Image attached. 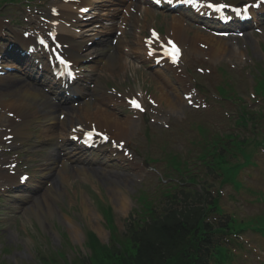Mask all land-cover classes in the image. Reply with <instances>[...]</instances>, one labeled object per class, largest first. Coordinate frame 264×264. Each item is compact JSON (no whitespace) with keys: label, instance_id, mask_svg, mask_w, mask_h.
Listing matches in <instances>:
<instances>
[{"label":"rangeland","instance_id":"374dc122","mask_svg":"<svg viewBox=\"0 0 264 264\" xmlns=\"http://www.w3.org/2000/svg\"><path fill=\"white\" fill-rule=\"evenodd\" d=\"M165 26L168 27V24H165ZM242 42L245 46H242ZM260 44L264 48V34L257 35L255 40H240L239 48L241 49V52L237 54L235 58H229L231 60L230 63L236 64V68L232 69L230 64L225 62V65L229 67L232 74L233 88L236 91H239L238 93L240 95L245 97L249 111L264 108V101L259 98L260 96L254 98V100L249 97V92L251 91L254 82L250 76H246L249 72V68L255 70V68L257 69L258 67L260 71H264V68H262L264 67V57H262L264 55L261 52L260 47L257 46ZM253 57L254 60L257 61V65L254 64L255 61L252 60ZM247 60L248 66L245 65ZM246 68H248L247 71ZM208 79L213 82L209 83L211 87H214V85L220 81L219 75L215 73H212ZM220 86L224 87L226 90L230 88L229 84L226 82L215 87L219 99L214 102V108L225 111L228 110V107L224 106V101H226V98L224 97L225 91L221 89ZM194 114L193 109L185 107L183 104L179 107V110L173 112L171 116H166V113L162 115L164 121H167L170 124H176L174 129L175 135L169 136V141L172 142V145L178 148L177 150L184 145V142L187 146L189 145V147L195 145L202 147L201 141L207 137V134L208 137H211L207 126L196 123V128L194 129L192 125H189L187 120L191 119L195 122L197 116L203 121L209 120L210 118L215 119L213 121L219 120L218 117L210 116V114H207L206 112L198 114L196 117H193ZM181 116L187 117L185 123L184 121H180V119H182L180 118ZM37 125V123H33L34 127L41 128V125ZM260 128L261 127L259 126L254 129ZM196 129L200 135L201 141L197 140L196 142H191L190 139L197 137ZM252 132V130L249 131L245 127L239 129L237 133L242 134V136L245 137V141L248 139L250 140L244 142L241 138L239 140L235 139L232 143L231 152L226 155L220 154L216 156L212 165L213 168H219V172L223 173L226 180L231 184L229 186L230 193L227 194L228 200H224V203L228 204L229 201L231 204L229 209L232 207L234 209L226 210L224 206L227 205H222L223 211L227 212L234 218L231 227L237 229V231L252 229L264 234V190L258 189L264 188V153H261L260 151L261 148H264V132L257 130L254 135H252ZM32 135L33 137L31 139L25 141V145L27 146V158L24 156L23 151H20L22 154L21 161L23 166L24 161L28 160L32 168V178L28 181L24 189L29 190L30 194H44L48 203L46 204L45 198H43L44 201L38 206L34 205V208L27 210L24 208L28 202L22 199H16L18 195L5 197V199L0 202V225H4L0 226V264H40L38 257L41 258V255L45 252L50 253L52 250L59 249L62 242L65 241L59 233L68 234L69 240L72 241L74 246L82 245L86 239L83 233L84 229L81 232L78 224L74 221L73 216H75V219L79 221V223L83 224V228L95 229L98 231L103 241H109L110 233L103 226L104 219L101 218L98 215V211H96L93 199L94 193L91 191L88 182L92 184L97 193L100 194V189L104 191L107 197V203L113 205L115 209L116 219L120 229L124 230L126 227L124 220H126V217L129 216L132 208L136 205L134 197L136 196L140 185L145 184L150 187L149 185L154 184L155 181H157L155 180V176L152 175H150L148 179L141 181L144 175L141 171V169H143L142 167L137 166L140 170V172H138L131 166L125 169V167L119 163L116 164V167H121L120 170L123 171L112 173V176L110 177L111 172L107 173L109 170L107 165H110L111 163L114 165L115 162L108 163V161L103 162L100 159L92 160L90 162L92 165L85 163L80 165L81 169L86 170V174H80L79 169H76L73 164H69L73 169V171L67 172L69 182L65 181L66 179L62 182L57 179L58 177L53 179V176L48 177V171L45 168H53V166H47V164L51 163L49 161L50 149L46 146H39L37 144L38 135L33 133ZM166 136L168 137V135ZM169 141L164 142L163 149L172 148ZM144 142L145 140H141L142 144H144ZM153 142V136L148 135V146L152 145ZM155 149L153 150L154 156L159 157L160 151ZM144 156L151 162H156L154 156L148 150V147L144 152ZM174 156L175 154H172L171 151H169L166 154L165 161L171 165ZM230 156L233 157L231 158ZM205 157L207 158L208 154H206ZM224 160L227 161L225 162ZM205 165L208 166L207 160ZM255 175L259 179L258 181L255 179ZM48 180L53 181V186H49L47 183ZM218 185L220 186V183H218ZM50 189H52L54 193ZM57 190L58 192H56ZM152 190L153 188L150 187V191ZM18 194L21 195V193ZM124 196L127 202L126 207L123 205L125 211H117L116 203L117 205L121 204L119 203V199ZM250 199L254 200L248 202ZM18 207L21 209H18ZM62 209L68 211L70 215L66 216L63 214L61 212ZM43 214L46 218L43 217ZM39 219H41V222ZM36 220H38L43 226L46 234L44 233L41 235L37 233L38 229H40V233H43V230L40 227L37 229L34 222ZM16 221H20V224L17 225ZM54 224H57L56 228ZM69 226H74L78 229L77 237L71 235ZM25 227H27L28 233L33 238H31L29 234L25 235L23 233ZM71 229L75 230L74 228ZM251 237L254 242L260 243L257 241V235H251ZM235 241L236 240H234V243ZM262 245H264V242ZM77 249L80 248L77 247ZM38 250L41 251V254L38 253ZM80 250L82 255H86L88 251L84 247ZM67 252L68 256L76 257L74 254L70 253L69 249H67ZM262 255L264 256V249ZM231 257H233V255L229 256V258ZM237 264H239V262Z\"/></svg>","mask_w":264,"mask_h":264},{"label":"bare ground","instance_id":"6f19581e","mask_svg":"<svg viewBox=\"0 0 264 264\" xmlns=\"http://www.w3.org/2000/svg\"><path fill=\"white\" fill-rule=\"evenodd\" d=\"M185 28V23L180 22L176 29L173 28V35L178 38V41L180 43H184L186 40L183 33ZM74 35L72 36V39L74 40ZM90 38V37H89ZM91 39L95 40L93 37V34L91 33ZM201 40L208 46V51L212 52L213 54H220L224 50H227L230 54L236 56L237 51H235L232 48H227L226 45L223 44V40L217 39L214 36H210L205 38L204 35L197 32L196 36L192 38L190 41L192 43H195L196 41ZM80 46H77L75 43H73V49L76 51L82 50V54H85L87 52L86 49H80ZM195 46V44H193ZM205 53V52H203ZM113 54L110 52H105L101 57V60H108L111 58ZM98 61V60H97ZM1 80V78H0ZM13 81L6 83L3 87L0 88V105L2 106V110H7L9 112H13L14 116L12 119H6L4 121L5 127L11 129V133L14 135V141L13 144L19 142L23 138H26L24 134L21 133L22 127L27 125L29 121L33 120L36 115H38L41 112V108L39 107L37 110L30 112L28 110V107H32V103L37 100L42 101V105H45L49 98L41 92V90L33 85L32 83L22 79L21 77H14L12 78ZM185 81V80H184ZM162 93L159 96L160 99L164 100L169 107L172 108V112H176L178 109V96L176 94H171L168 92H165L164 90H161ZM4 94H9V99L4 100L2 96ZM65 104H56L51 106L52 111H48L45 113V117L49 121V125L47 126V129L43 132V138H47L48 142L50 144L57 143L59 138L64 137L66 133L68 135L74 133L76 134V126L82 125L87 126L89 122H95L99 127L110 129L113 132L114 136L118 137H124L129 135V132L134 128V121H132L129 118H126L124 121L119 120L116 118L115 114L108 113L104 108L105 104H101L99 102L96 103H86L84 106L78 107V108H70L64 106ZM58 108L62 111H68L69 112V120L68 122H72L69 124L68 129L67 127H62L65 125V122H60L56 119L54 110ZM63 113V112H62ZM0 116H3L1 114ZM0 126H3L0 124ZM84 126V127H85ZM62 130V131H61ZM64 131L66 133H64ZM7 134V133H5ZM52 159L57 162L59 159L58 154L52 155ZM61 165L62 163H66V160H60ZM59 164H57L58 166ZM56 169L54 170V172ZM56 173V172H55ZM60 176H63V173L60 174ZM5 179L8 181V185H12L14 181L16 180L15 176H11L9 174L4 175ZM56 177V176H55ZM65 178H62V181ZM45 196V195H44ZM47 201V200H46ZM42 200L39 198L37 202L35 203H41ZM48 203V201H47ZM118 208L122 209L123 205H126V198L121 197L119 199ZM40 208V206H39ZM77 232L73 230V235L76 237Z\"/></svg>","mask_w":264,"mask_h":264},{"label":"trees","instance_id":"16d2710c","mask_svg":"<svg viewBox=\"0 0 264 264\" xmlns=\"http://www.w3.org/2000/svg\"><path fill=\"white\" fill-rule=\"evenodd\" d=\"M196 198L203 197L197 194ZM187 199L188 194L181 209L168 210L163 216L156 213L151 221L134 228L131 243L135 250L126 264H210L212 225L204 223L203 210L191 207ZM212 203L211 209L216 207ZM125 261L122 258L119 264Z\"/></svg>","mask_w":264,"mask_h":264},{"label":"snow or ice","instance_id":"6c2138e0","mask_svg":"<svg viewBox=\"0 0 264 264\" xmlns=\"http://www.w3.org/2000/svg\"><path fill=\"white\" fill-rule=\"evenodd\" d=\"M187 2L190 3V4H195V3H196V0H187ZM206 6H207L208 8H212V9H215V10H217V11L222 10V9H224V8L231 7V5H228V4H218V3H211V2H209ZM236 11H239V9H236ZM173 50H174V52H178V51H179L178 49L175 48L174 45H173ZM62 62L67 63V62H65V61H62ZM132 104H133L135 107H137V108L140 107L139 103L136 102L135 100L132 101ZM105 138H106V137H105ZM22 179H27V177H22Z\"/></svg>","mask_w":264,"mask_h":264}]
</instances>
